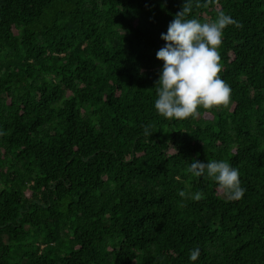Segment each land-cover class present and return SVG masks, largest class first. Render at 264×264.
I'll return each instance as SVG.
<instances>
[{
	"label": "trees",
	"instance_id": "16d2710c",
	"mask_svg": "<svg viewBox=\"0 0 264 264\" xmlns=\"http://www.w3.org/2000/svg\"><path fill=\"white\" fill-rule=\"evenodd\" d=\"M183 2L0 0V264H264V0L194 5L241 25L230 103L166 119L155 53ZM212 159L240 199L188 171Z\"/></svg>",
	"mask_w": 264,
	"mask_h": 264
},
{
	"label": "clouds",
	"instance_id": "9594fccd",
	"mask_svg": "<svg viewBox=\"0 0 264 264\" xmlns=\"http://www.w3.org/2000/svg\"><path fill=\"white\" fill-rule=\"evenodd\" d=\"M200 0H184L181 10L168 23L167 30L160 34L165 43L155 56L162 61L154 81L156 98L154 109L166 119H184L198 114V108L226 106L230 103L231 87L219 75L222 69L219 48L224 29L228 25L241 27L239 21L220 12L216 19L200 22L188 18ZM144 134L150 136L145 127ZM188 171L196 177L211 178L228 200L240 199L246 191L241 186L237 167L225 160H193ZM181 197L183 191L178 193ZM198 198V195L197 197ZM200 249L190 250L188 259L196 261Z\"/></svg>",
	"mask_w": 264,
	"mask_h": 264
},
{
	"label": "rangeland",
	"instance_id": "374dc122",
	"mask_svg": "<svg viewBox=\"0 0 264 264\" xmlns=\"http://www.w3.org/2000/svg\"><path fill=\"white\" fill-rule=\"evenodd\" d=\"M170 151H172V150H170Z\"/></svg>",
	"mask_w": 264,
	"mask_h": 264
}]
</instances>
